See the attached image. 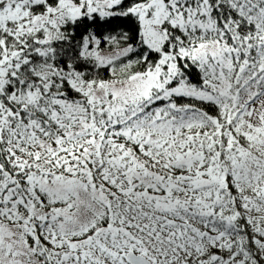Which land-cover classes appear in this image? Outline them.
Listing matches in <instances>:
<instances>
[{
  "label": "snow or ice",
  "instance_id": "snow-or-ice-1",
  "mask_svg": "<svg viewBox=\"0 0 264 264\" xmlns=\"http://www.w3.org/2000/svg\"><path fill=\"white\" fill-rule=\"evenodd\" d=\"M0 264H264V0H0Z\"/></svg>",
  "mask_w": 264,
  "mask_h": 264
}]
</instances>
